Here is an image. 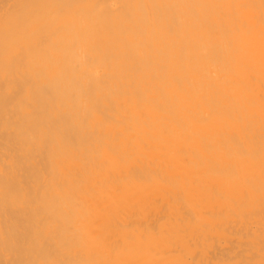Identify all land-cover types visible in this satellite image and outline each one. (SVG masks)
<instances>
[{
	"label": "bare ground",
	"instance_id": "1",
	"mask_svg": "<svg viewBox=\"0 0 264 264\" xmlns=\"http://www.w3.org/2000/svg\"><path fill=\"white\" fill-rule=\"evenodd\" d=\"M0 264H264V0H0Z\"/></svg>",
	"mask_w": 264,
	"mask_h": 264
}]
</instances>
